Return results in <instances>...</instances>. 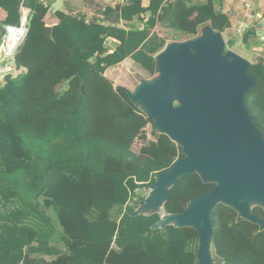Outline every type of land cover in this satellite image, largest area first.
Instances as JSON below:
<instances>
[{
    "label": "trees",
    "instance_id": "1",
    "mask_svg": "<svg viewBox=\"0 0 264 264\" xmlns=\"http://www.w3.org/2000/svg\"><path fill=\"white\" fill-rule=\"evenodd\" d=\"M33 14L14 62L25 73L0 83V199L12 209L0 210V264H195L198 235L189 228L152 230L159 215L133 217L128 206L139 188L154 183L183 156L164 134L152 132L149 122L103 75L130 58L153 75L154 55L164 40L149 36L156 23L193 37L204 25L224 32L234 25L212 0H126L106 9L114 26H103L58 11L56 25L46 24L49 7L40 0H0L6 13L0 21V44L5 26H18L19 7ZM144 28L125 31L116 25L135 17ZM253 30L241 38L247 43ZM119 46L107 50V40ZM256 86L244 96L248 113L264 136V65H251ZM2 81V80H1ZM0 81V82H1ZM67 83L62 93L57 88ZM138 85V84H137ZM134 86L130 91H134ZM142 139L138 152L133 143ZM197 174L179 178L168 191L165 214H179L189 201L213 190ZM120 210L116 211L115 208ZM55 212L64 250L48 247ZM252 213L264 225V211ZM215 264H264V230L239 219L232 208L218 204L211 213ZM36 245L35 247L33 245ZM43 254L50 261H34Z\"/></svg>",
    "mask_w": 264,
    "mask_h": 264
},
{
    "label": "water",
    "instance_id": "2",
    "mask_svg": "<svg viewBox=\"0 0 264 264\" xmlns=\"http://www.w3.org/2000/svg\"><path fill=\"white\" fill-rule=\"evenodd\" d=\"M61 6V0L53 3L52 13ZM32 19L30 14L28 27ZM254 36L264 42L263 34L256 31ZM118 46L113 42L111 50ZM250 66L245 57L225 50L222 34L205 25L200 37L169 43L155 56L154 77L149 78L153 81L147 84L149 79H140L136 96L125 89L131 104L148 122L155 121V133L168 136L183 156L168 171L154 176L148 195L128 221L157 214L159 220L152 230L165 231L168 226L194 230L198 235L195 264H215L211 213L218 204L264 230L253 209L240 201L248 191L264 204V136L244 100L256 86L248 73ZM191 174H197L204 184H213V190L189 201L183 212L165 214L168 191L179 178ZM253 207L264 211V207ZM160 213L169 222L164 223ZM175 219L178 224H173Z\"/></svg>",
    "mask_w": 264,
    "mask_h": 264
},
{
    "label": "crops",
    "instance_id": "3",
    "mask_svg": "<svg viewBox=\"0 0 264 264\" xmlns=\"http://www.w3.org/2000/svg\"><path fill=\"white\" fill-rule=\"evenodd\" d=\"M40 1L44 5H46V6H48L50 8L49 12L47 13V15L44 18V22L46 24L48 23V24H51V25H56L58 23V20L55 17V14L52 13L51 6H52L53 3L57 2V0H40ZM89 1L90 0H61L62 6H61V8L58 11L64 12V13L69 15V12H73L75 10L80 9L86 2H89ZM94 1H96V2H98L100 4H104L106 9H108V8L114 9L117 6L124 5L125 2H126V0H94ZM169 1L170 2H175L176 0H169ZM199 2L200 3H204L205 0H199ZM212 2H213L214 11H215V7L219 6L220 7V12L224 11V12H226L228 14V16L231 19V23L234 25L232 28H235L240 22H244L245 21L244 18H243L244 14L246 12H248V13H250L253 16V21L248 26L249 30H253L254 31V35H255L256 31L258 33L264 35V0H212ZM248 2H250V6H249V8L246 9L245 4L248 3ZM148 4H149V0H142V7L143 8H146L148 6ZM30 14L31 13H29V15ZM5 17H6V13L3 10H0V21H3L5 19ZM148 17H149V14L146 13V14L141 16L143 21H139V19L137 17H135L131 22L120 21L116 26L121 28V29H123V30H125V31L141 30V29L144 28V22L146 21V19ZM96 21H98V20H96ZM97 23H99V24H101L103 26H114L113 25V21H111L109 19H106L104 17V15H103L102 19L99 20ZM204 26H202V27H204ZM202 27L199 29L200 31H201ZM159 35H162L163 37H160ZM254 35L251 36V38L249 39L248 42H251V41L255 42V40H257V37H255ZM149 36H155V37H157L160 40H164V42H165L164 47L167 44H169V43H167V40H169L170 37H174V38L175 37H178V38L182 37V38L178 39L179 42L188 41V39L191 38L190 36H187V35L182 34L180 32H176V31H173V30L166 29V28L162 27L159 23H156L155 26L152 29H150ZM259 40L261 41V39H259ZM113 42L118 43L115 39H112V38H109L107 40V50L110 51V52L113 51V50H111L112 49L111 44ZM118 45H119V43H118ZM164 47L159 52H161L164 49ZM255 47H257V46L251 47L250 53L253 52V49H255ZM159 52H157L154 55V62H155V56ZM248 54H249V52H248ZM14 56L15 55H13V57H11V58H9L7 60V62L10 60V63H9L10 67L13 70L18 71V73L15 74V75H10L12 73L8 74L12 78H15L19 74L26 72V70L24 68L17 69V67L15 65V62H14ZM245 57H247L248 60H251L249 55H247ZM129 61H131L132 64H134L136 67H138V69L141 71L140 72V76L141 77H144V79L149 78V77H147V75L149 73L144 71L139 65L135 64L130 58L124 60L122 63H120L116 67H112V68L107 69L103 76L107 80H109L110 82L113 81L114 79L111 77L110 72L118 70L121 66H124L125 64L128 65L127 62H129ZM6 72H8L7 69H6ZM153 74H154V72H153ZM5 77H4V79H5ZM4 84H5V81H4L3 84L1 83V85H4ZM60 86H62V87H60ZM60 86H59L60 87L59 90H58L59 87L57 88V91H59V93H62L63 91H65L67 89V83H64V84H62ZM118 86H121V84H118ZM120 88L126 89L125 87H122V86ZM0 183L1 184H6V182L2 181L1 178H0ZM3 207L6 209L5 212H7V213L9 212L10 209H12V207H10V205L5 204L4 201L2 199H0V210H3ZM49 212H51V211H49ZM46 213L48 214V211H46ZM51 223L53 224L52 219H51ZM33 246L35 247L36 245L34 244ZM53 246H55L59 251H61V248H59L56 244H53L51 242V234H50L48 247L50 248V247H53ZM29 258L34 260V261H39V260L50 261L52 259V257L46 256V255H43V254H33V255H30Z\"/></svg>",
    "mask_w": 264,
    "mask_h": 264
},
{
    "label": "rangeland",
    "instance_id": "4",
    "mask_svg": "<svg viewBox=\"0 0 264 264\" xmlns=\"http://www.w3.org/2000/svg\"><path fill=\"white\" fill-rule=\"evenodd\" d=\"M201 36V31L199 30L198 34L196 36H193L191 38H189L188 40H192L194 38L200 37ZM226 42H227V46L229 48H232L231 50H234L237 54L245 57L247 55L250 56V58L253 57L252 52L250 53V49L253 46H257L255 48H259L261 47L264 51V42L260 41L258 38L257 40L248 42V43H242L241 42V36H237L236 34H234V30L232 31V33H225L224 35ZM182 37H170L169 38V43L173 44V43H180L178 41V39H180ZM249 52V54H248ZM247 58V57H245ZM248 59V58H247ZM10 60L7 62H4V64L1 66V68H4L3 72H2V81L0 83H4V77L8 74H10L11 72L9 70H11L12 68L10 67ZM127 64H125L124 66H121L118 70L112 71L110 72L111 77L114 79L113 81H111L113 87L117 88V87H125L126 90H130L132 89L134 86H136L141 79H144V77L140 76V70L138 69V67H136L134 64H132L131 61L127 62ZM6 69L8 72H6ZM15 71V70H14ZM6 72V73H5ZM15 73H18V71H15ZM13 75V74H10ZM147 77L149 78H153L154 75H147ZM147 78V79H149ZM139 79V80H138ZM152 80V79H151ZM118 84H121V86H118ZM62 87V86H60ZM60 87L58 88V90L60 89ZM125 90V89H124ZM59 92V91H58ZM141 108V107H140ZM154 126H155V121H150L149 124H147L146 128H145V133L147 136L148 140H153V137L151 136L152 132L154 131ZM144 143V141L142 139H138L133 143L132 146V150L134 152H138L139 147ZM7 186L12 185L11 182H9L8 184H5ZM149 193V187H145V188H139L138 191L135 194V197H133L134 199H131L128 206H132V207H136L138 208L140 205V202L142 200H144L146 198V196ZM251 203V208H255L253 206L256 205V203H254L252 200H249ZM116 211H119L120 208L116 207L115 208ZM52 211V210H50ZM49 216L51 217L52 221H53V229L54 232L51 235V242L53 244H56L59 248H61V250H64V246L61 243V237L62 235V230L60 228V225L58 223V219H57V215L55 212H49L48 211ZM160 215L162 216V218L165 217V215H162V213H160Z\"/></svg>",
    "mask_w": 264,
    "mask_h": 264
},
{
    "label": "built area",
    "instance_id": "5",
    "mask_svg": "<svg viewBox=\"0 0 264 264\" xmlns=\"http://www.w3.org/2000/svg\"><path fill=\"white\" fill-rule=\"evenodd\" d=\"M250 2L245 4L246 9L249 8ZM106 10V7L104 4H100L94 0H90L89 2H86L80 9L75 10L73 12H69V15L72 17H76L78 19H83L86 24H89L90 22L94 20H101L103 17V14ZM216 12H220V7H215ZM29 10H27L24 5L21 3L19 7V14H20V22L19 25L16 26H5V33L2 36L1 46H6L8 40L11 38V42L13 44V48L9 55L4 56L0 61V68L4 62H6L9 58L13 57L15 53L17 52L18 48L23 43L27 32H28V15ZM244 22H240L235 28L227 29L224 32H220L224 38L225 41V50H231L232 48H229L227 46L226 39L224 37L225 33H232L234 30V34L237 36H243L244 33L249 29L248 26L253 21V16L246 12L244 14ZM15 31H21L22 34L20 36H16ZM160 37H163L162 35H159ZM185 42V41H183ZM167 43L169 41L167 40ZM234 51V50H231ZM235 52V51H234ZM253 57L251 60H249L251 65L257 64L259 61L264 65V51L261 47L253 49Z\"/></svg>",
    "mask_w": 264,
    "mask_h": 264
},
{
    "label": "bare ground",
    "instance_id": "6",
    "mask_svg": "<svg viewBox=\"0 0 264 264\" xmlns=\"http://www.w3.org/2000/svg\"><path fill=\"white\" fill-rule=\"evenodd\" d=\"M15 34H16V36H20V35L22 34V32H21V31H15ZM12 48H13V44H12V42H11V38H10V40H8L6 46H1V44H0V61H1V59H2L4 56L9 55V53H10L11 50H12ZM3 70H4V68H0V81L2 80V76H1V75H2ZM9 71H10L13 75L17 74V73H15V71H14L13 69H11V70H9ZM152 81H153V79H152V80H148V81H147V84L151 83ZM140 86H142V83H139V84L137 85V87L134 89V91L131 92L133 96H136V95H137V93H138V88H139ZM173 100L175 101V99H173ZM139 107L144 108V109H145L144 111L146 112L147 109L145 108L144 105H143V106L140 105ZM248 196H251V198H249ZM249 200H252V201H253L254 203H256V205H258V206L264 207V204H262V203L260 202V198H255L250 192L246 191V192H244V193L242 194V196L240 197V201L246 203V204L248 205V207L251 208V203H250ZM166 217H167V216H165L164 218H162V220L164 221V223L169 222L167 219H165ZM178 223H179V221L176 220V219H175V222H173V224H178Z\"/></svg>",
    "mask_w": 264,
    "mask_h": 264
},
{
    "label": "flooded vegetation",
    "instance_id": "7",
    "mask_svg": "<svg viewBox=\"0 0 264 264\" xmlns=\"http://www.w3.org/2000/svg\"><path fill=\"white\" fill-rule=\"evenodd\" d=\"M149 80H151V79H149Z\"/></svg>",
    "mask_w": 264,
    "mask_h": 264
},
{
    "label": "clouds",
    "instance_id": "8",
    "mask_svg": "<svg viewBox=\"0 0 264 264\" xmlns=\"http://www.w3.org/2000/svg\"><path fill=\"white\" fill-rule=\"evenodd\" d=\"M247 59V58H246Z\"/></svg>",
    "mask_w": 264,
    "mask_h": 264
}]
</instances>
